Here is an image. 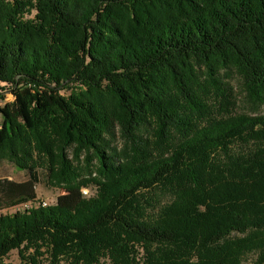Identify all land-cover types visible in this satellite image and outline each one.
<instances>
[{
  "label": "trees",
  "instance_id": "obj_1",
  "mask_svg": "<svg viewBox=\"0 0 264 264\" xmlns=\"http://www.w3.org/2000/svg\"><path fill=\"white\" fill-rule=\"evenodd\" d=\"M232 70L264 105V0H0V162L30 175L0 210L40 172L67 191L0 215V260L264 264V116L226 114Z\"/></svg>",
  "mask_w": 264,
  "mask_h": 264
},
{
  "label": "rangeland",
  "instance_id": "obj_2",
  "mask_svg": "<svg viewBox=\"0 0 264 264\" xmlns=\"http://www.w3.org/2000/svg\"><path fill=\"white\" fill-rule=\"evenodd\" d=\"M223 75H224V81L228 84V87H230L232 91V92L230 91L232 96V104L230 105L229 110L228 112H226V114L228 113L234 116L247 115L252 117L264 116V105H253L248 102L240 76L233 70L227 71ZM10 89L11 88L8 85L0 84V93L4 95V100L0 101V107H3L6 103H10L14 101V97L11 94ZM214 110L215 111L219 110L218 104L216 105ZM1 124H2V117L0 115V126ZM148 137H150L149 134ZM235 144L237 151L247 150L246 145H244L243 143L237 142ZM113 146L118 151L122 150V148L124 147V140L121 138L119 133L116 134V138L114 139ZM94 164L96 165L97 162L95 161ZM39 177H40V185L38 186V191L40 194V200H44L48 202L49 205H53L56 203V199L58 196L67 193L66 190L53 186L50 183H48L45 173L40 172ZM83 189H89L91 193L95 191L94 187L83 188ZM148 196L149 197L151 196V198L157 201L158 204H166L171 202V196L165 193L163 189L156 188L155 190L152 191V193L150 192ZM17 211H24V207L21 206L19 208H15L4 213L0 212V215L14 214ZM233 237L238 238L244 236L234 235ZM22 248L11 250L4 258L0 260V264H29L30 258L34 254L35 250L30 249L28 251L27 250L22 251ZM40 252L41 255L37 256L38 264H69L65 260L63 261L61 260L60 262L57 261L54 262V259L45 248L41 249ZM22 253L25 257L24 258L25 260H23L21 257ZM257 255L258 254L255 252L246 254L243 257L241 264H253L257 259ZM100 264H111V263L108 259H102Z\"/></svg>",
  "mask_w": 264,
  "mask_h": 264
},
{
  "label": "crops",
  "instance_id": "obj_3",
  "mask_svg": "<svg viewBox=\"0 0 264 264\" xmlns=\"http://www.w3.org/2000/svg\"><path fill=\"white\" fill-rule=\"evenodd\" d=\"M0 180H8V181L16 182V183H24V182H27V181L30 180V175H29V173H27L25 171H19L11 163H9L7 161H3V162H0ZM39 185L40 184H37L36 187H35L36 199L37 200H40V194H39V191H38V186ZM24 203H26V202H24ZM22 205H24V204L21 203L19 205H16L15 207H11V208H6L4 210H0V212L4 213V212L10 211L12 209L19 208Z\"/></svg>",
  "mask_w": 264,
  "mask_h": 264
},
{
  "label": "built area",
  "instance_id": "obj_4",
  "mask_svg": "<svg viewBox=\"0 0 264 264\" xmlns=\"http://www.w3.org/2000/svg\"><path fill=\"white\" fill-rule=\"evenodd\" d=\"M83 195L85 197H90L93 193L89 189H82ZM24 207V210H29L32 209L34 206H42V207H47L49 206V203L44 201V200H38V202L34 205V203H25L22 205Z\"/></svg>",
  "mask_w": 264,
  "mask_h": 264
}]
</instances>
